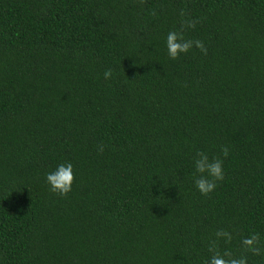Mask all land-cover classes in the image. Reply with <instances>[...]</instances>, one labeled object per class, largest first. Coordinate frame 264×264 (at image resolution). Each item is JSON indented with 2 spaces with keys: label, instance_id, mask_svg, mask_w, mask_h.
<instances>
[{
  "label": "trees",
  "instance_id": "obj_1",
  "mask_svg": "<svg viewBox=\"0 0 264 264\" xmlns=\"http://www.w3.org/2000/svg\"><path fill=\"white\" fill-rule=\"evenodd\" d=\"M187 19L207 55L172 60ZM220 229L264 264V0H0V264H207Z\"/></svg>",
  "mask_w": 264,
  "mask_h": 264
},
{
  "label": "clouds",
  "instance_id": "obj_2",
  "mask_svg": "<svg viewBox=\"0 0 264 264\" xmlns=\"http://www.w3.org/2000/svg\"><path fill=\"white\" fill-rule=\"evenodd\" d=\"M183 15V13H182ZM196 22L190 19L182 21L180 31H170L166 37V47L168 56L172 60H179L182 55L188 54L193 48L199 49L204 55H207V48L200 40L187 39L184 30L194 28ZM112 71L106 70L104 78L106 80L112 78ZM99 151L103 152V145L99 146ZM223 157L229 156V148L227 146L221 149ZM195 170L199 173L195 180L196 188L204 196H209L217 187V182L225 179L223 160L220 157L211 158L204 152H197L194 159ZM47 183L51 191L61 198H67L73 189L76 177L73 165L71 163L60 164L55 171L50 172L46 176ZM215 238H211L208 244V252L211 254L207 264H248L247 255H236L231 250L225 249L221 251L220 242L231 244L234 235L233 232L220 229L214 234ZM241 245L246 253L254 256L264 255V245H262L259 234L253 232L241 239Z\"/></svg>",
  "mask_w": 264,
  "mask_h": 264
}]
</instances>
